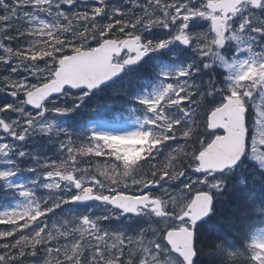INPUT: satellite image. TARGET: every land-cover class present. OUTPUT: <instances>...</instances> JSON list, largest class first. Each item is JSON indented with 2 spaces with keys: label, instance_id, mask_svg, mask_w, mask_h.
I'll return each instance as SVG.
<instances>
[{
  "label": "snow or ice",
  "instance_id": "1",
  "mask_svg": "<svg viewBox=\"0 0 264 264\" xmlns=\"http://www.w3.org/2000/svg\"><path fill=\"white\" fill-rule=\"evenodd\" d=\"M0 264H264V0H0Z\"/></svg>",
  "mask_w": 264,
  "mask_h": 264
},
{
  "label": "trees",
  "instance_id": "2",
  "mask_svg": "<svg viewBox=\"0 0 264 264\" xmlns=\"http://www.w3.org/2000/svg\"><path fill=\"white\" fill-rule=\"evenodd\" d=\"M146 75H148V73H141V77H143V76H146ZM205 79H206V77H205ZM135 82H132V83H130V82H128L127 80H124V81H119V82H117V84H115L114 86H113V89H121V88H124V87H127L129 90H131V88L133 87V84H134ZM112 99H117V100H120V99H122V97H120V96H116V97H112ZM110 106H108L106 109H105V111L103 112V113H101V115H105V114H108V115H112L113 114V110L115 109V107L113 106V105H111V104H109ZM108 109H110V111H108ZM87 118V117H86ZM85 118V119H86ZM225 195L226 196H228V199L230 200V201H232L233 199H234V197H235V191H233V192H231V193H225ZM223 215V212L220 210V209H218L217 210V216H215L214 218H213V220L210 222V223H212V224H214V225H217V226H220V224H221V216ZM206 228H207V226H203L202 228H201V232H202V239L203 238H207V239H212V236H210V235H208V233H207V231H206Z\"/></svg>",
  "mask_w": 264,
  "mask_h": 264
},
{
  "label": "rangeland",
  "instance_id": "3",
  "mask_svg": "<svg viewBox=\"0 0 264 264\" xmlns=\"http://www.w3.org/2000/svg\"><path fill=\"white\" fill-rule=\"evenodd\" d=\"M8 99H10V98H8ZM114 106V105H113ZM115 107V109L113 110V114H114V112L117 110V107L116 106H114ZM108 111H110V109H108ZM112 114V115H113ZM112 115H108V114H106V118H108V119H111L112 118ZM22 167H23V165H22ZM25 178H30V174H28V173H22L21 174V176H20V179H25ZM38 194H41V195H43L44 193L41 191V192H39Z\"/></svg>",
  "mask_w": 264,
  "mask_h": 264
},
{
  "label": "flooded vegetation",
  "instance_id": "4",
  "mask_svg": "<svg viewBox=\"0 0 264 264\" xmlns=\"http://www.w3.org/2000/svg\"><path fill=\"white\" fill-rule=\"evenodd\" d=\"M143 73H147V72H143ZM206 79H207V77H206Z\"/></svg>",
  "mask_w": 264,
  "mask_h": 264
}]
</instances>
